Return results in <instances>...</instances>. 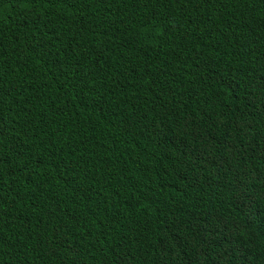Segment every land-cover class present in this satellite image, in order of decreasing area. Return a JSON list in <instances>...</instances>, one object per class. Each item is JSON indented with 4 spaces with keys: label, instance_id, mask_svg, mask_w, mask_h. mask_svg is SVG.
I'll return each instance as SVG.
<instances>
[{
    "label": "trees",
    "instance_id": "16d2710c",
    "mask_svg": "<svg viewBox=\"0 0 264 264\" xmlns=\"http://www.w3.org/2000/svg\"><path fill=\"white\" fill-rule=\"evenodd\" d=\"M58 256L264 264V0H0V264Z\"/></svg>",
    "mask_w": 264,
    "mask_h": 264
},
{
    "label": "clouds",
    "instance_id": "9594fccd",
    "mask_svg": "<svg viewBox=\"0 0 264 264\" xmlns=\"http://www.w3.org/2000/svg\"><path fill=\"white\" fill-rule=\"evenodd\" d=\"M37 87L35 97L38 107H41L43 110L42 118L44 121L47 122L56 119L58 121L63 120L64 122L65 119H63V117L66 112L68 93L61 88V82L46 76L44 81L41 80L39 84H37ZM56 90H58V93ZM229 92L231 95L238 97V89L231 87ZM154 133V129L146 132L149 137H152ZM80 136H83L86 139L83 142H79L80 146H95L99 142V134L91 129L87 119L84 118ZM58 260L59 261L56 262L59 264L65 263V261H63V257L61 256H58ZM42 263L47 264L46 261H42Z\"/></svg>",
    "mask_w": 264,
    "mask_h": 264
}]
</instances>
